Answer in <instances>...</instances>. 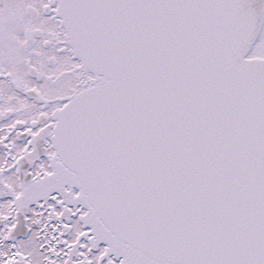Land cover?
<instances>
[{
  "label": "snow or ice",
  "instance_id": "obj_1",
  "mask_svg": "<svg viewBox=\"0 0 264 264\" xmlns=\"http://www.w3.org/2000/svg\"><path fill=\"white\" fill-rule=\"evenodd\" d=\"M0 264H264V0H0Z\"/></svg>",
  "mask_w": 264,
  "mask_h": 264
}]
</instances>
